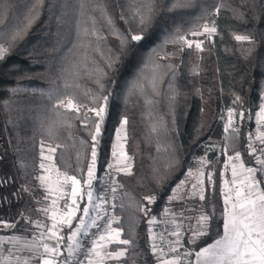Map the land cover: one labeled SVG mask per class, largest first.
<instances>
[{"label": "trees", "instance_id": "16d2710c", "mask_svg": "<svg viewBox=\"0 0 264 264\" xmlns=\"http://www.w3.org/2000/svg\"><path fill=\"white\" fill-rule=\"evenodd\" d=\"M172 2L157 0L146 38L138 45H129L124 53L116 38L107 39L102 46L105 55L111 48L120 57L112 68L105 67L100 53L90 48L85 59V50L76 38L77 0H43L39 9L31 12L36 18L22 39L9 42L6 36L0 40L9 49L0 60V180L9 181L0 184V220L15 224V228L0 229V234L28 235L32 228L29 219L41 218L39 207L44 191L37 179L41 171V142L43 146L57 148L53 161L60 172L75 175L82 182L86 179L91 161L90 136L72 115L57 117L52 108L55 100L50 101L47 92L55 87L60 98L74 96L80 104L94 107L89 99L99 91L92 74L96 61L105 67L107 76L103 83L112 92L110 114L97 148V191L103 189L100 175L110 160L113 135L123 117L128 119L125 150L132 158L131 174L116 173L117 184L122 187L117 190L115 208L120 220L114 222L122 230L121 238L132 243L113 244L110 249L127 248L122 264H155L149 233L152 225L148 221L165 211L174 186L195 167L196 159L203 156L211 162L207 169L213 182L205 181V199L196 202L203 213L212 217L209 234L189 244L185 232L183 248L199 251L222 235L221 189L226 155L239 152L246 167L259 169L248 148V137L255 126L254 113L264 82V19L254 22L252 17L254 12L260 15L264 11V0H191L190 7L176 9L170 8ZM107 4L117 28L125 32L131 28L137 34L135 23H125L130 15L129 0H107ZM32 6L33 0H0V8L4 9L0 13V30L11 34L17 27H25ZM218 7L219 13L215 14ZM233 10L243 12L244 19H237ZM122 11L125 20L120 19ZM198 17L203 18L198 20ZM206 20H214L218 31L212 38L203 39V51L195 48L181 51V45L163 43L175 29L180 28L183 30L180 34H185L194 24ZM237 34L252 36L255 44L236 41ZM158 45L161 47L153 54L151 50ZM171 53L176 54L168 55ZM153 64L162 66L155 90ZM166 65L175 66L174 77ZM65 68L75 76H62ZM65 78L72 83L67 90L63 87ZM137 81L139 88L134 87ZM236 97L240 102L234 105ZM229 108L245 113L238 126V136L230 142L225 139L229 133L224 131L223 120ZM64 120L72 122L73 127L63 126ZM49 127L53 129L51 135ZM80 140L89 144L82 145ZM172 162L174 166L167 167ZM260 177L258 172L257 178ZM22 186L30 191L21 192ZM147 196L156 199L149 204L144 199ZM141 207L150 209L148 215H144ZM81 214L82 211L77 216ZM77 222L73 221V227ZM69 233L68 228L63 229L64 243Z\"/></svg>", "mask_w": 264, "mask_h": 264}, {"label": "snow or ice", "instance_id": "6c2138e0", "mask_svg": "<svg viewBox=\"0 0 264 264\" xmlns=\"http://www.w3.org/2000/svg\"><path fill=\"white\" fill-rule=\"evenodd\" d=\"M43 0H33L32 9L26 16L25 27H17L11 34L6 33L4 30H0V40H3L6 36L9 42H14L23 38V34L27 31V27L34 22L35 16L31 15V12L36 11L41 6ZM248 2V0H246ZM78 4V20L76 38L80 42L79 46L85 50V59H87V49H92L95 52H99L104 60V66L112 68L119 60V55H114L111 48L107 49V55L102 47L106 44L109 37H114L119 41V47L121 52L125 50L131 44L138 45L141 43L147 35L148 26L151 23L152 16L156 10L157 0H129L127 12L130 14L128 20H125V12H121L120 19L125 20V23H135L138 28L137 34H133L131 28L127 29V32L121 31L116 26V21L111 12L109 11L107 0H77ZM191 0H173L170 5L171 9L190 7ZM253 10L255 4H252ZM264 8V5H262ZM219 7L215 14L219 13ZM4 9L0 8V13ZM237 19L243 20L244 13L239 10H233ZM204 15H207L205 10ZM203 17H198L201 19ZM253 21H259L264 19V11L260 15H256L255 12L252 17ZM183 30L180 28L175 29L173 33L168 34L165 37L163 43H172L181 45V51L185 49L195 48L197 51H203L204 40H193L191 37L211 38L217 34V27L215 21H205L203 24H194L190 30L185 34H180ZM107 32V35H105ZM234 39L238 42H249L255 44V40L250 35H234ZM76 47V45H74ZM161 46L153 48L151 52L155 54ZM8 47H5L4 43H0V60H3L8 53ZM242 51L251 52L252 49H242ZM171 53L168 55H175ZM167 58V57H165ZM95 64L94 74L95 83L98 86L99 91L90 96L89 103L95 105L94 107H88L87 105L80 104L74 96H65L60 98L58 96V88H51L47 92V97L50 101L55 100L52 104L53 110L56 112L57 117L64 115H72L75 120H79L83 129L88 132L90 136L91 147V161L87 166V177L83 180V185L86 188H82L81 179H78L75 175L60 174L57 170L58 178L52 181L50 176L40 175L37 179L40 181V187L45 188L46 192L55 194L57 198L51 200V205L41 208V211L45 216L51 220V226L42 224L40 221H31L29 223H35L36 228L40 229L39 234L32 233L31 239L27 237L11 235L0 236V264H107L109 260L118 261L119 258L125 257L127 254V248H124L117 252L108 250L109 244H118L130 246L131 241L128 239H120L122 230L120 228H113L112 224L118 222L120 217L115 215H109L106 205L109 202L108 193L111 192V199L115 200L118 188L122 185L112 181V187H103V190L98 192L93 187V181L96 180L95 167L97 161V148L100 144L103 129L107 117L109 116V104L112 97V92L105 88L103 83L104 78L107 76L105 67H101L98 62L93 61ZM148 64H145L147 67ZM75 67V65H73ZM160 64H153V89H156L157 73L161 69ZM171 70L173 77L175 76V66L166 65ZM90 74V75H92ZM168 73H164L167 75ZM62 76H75L74 72H69L67 68L62 69ZM162 79V76L160 77ZM67 90L72 87V83L68 78H65L63 85ZM134 87L139 88L140 84L137 81ZM170 90L172 84H169ZM13 91H19L14 89ZM131 91V89H130ZM107 92V94H104ZM158 94V93H157ZM260 103L257 105L258 111L255 112L256 119V140L259 144L264 146V131L261 130L264 127V82L260 87ZM174 97H170L173 99ZM240 102V98L236 97L233 104ZM245 113H237L234 108L228 109L227 121L224 125L225 133H229L225 137L227 141H232L239 134V128L233 124V118L239 116L243 118ZM251 118V116H249ZM128 123L127 117H123L120 121L119 127L116 129V143L112 145V156L115 158V163H109V174L112 170H115L117 174L123 172L125 174H131V157L127 155L124 150V143L127 140L126 125ZM62 125L68 128L73 127L72 122L68 120L62 121ZM156 128L153 127V131ZM49 135L52 134L53 129L49 127ZM248 148L251 153L255 155L257 151L261 153L260 156H256V164L259 165V169L256 167H246L241 161V154L235 153V156L228 157L227 168L230 164L231 167V180H225L221 189L223 193L224 210L223 217V234L214 240L211 244L200 248L199 251L195 249L186 250L183 253H178L179 248H183L182 244V232L181 228L183 223H177L176 214H172L171 224L174 226V231L171 235L175 237L174 241L168 242V252L166 253L162 247L153 243L151 246V252L156 258L157 264H193V261L189 258L194 256V264H264V147L257 148L253 145L251 135L248 137ZM82 145H88L89 141L80 140ZM57 147H60L59 145ZM50 153L57 151L56 147H49ZM41 157L42 162L40 168L45 172H50L51 169L45 168L43 159L51 160L52 157H44L43 142H41ZM79 160V155L77 156ZM237 161H240L238 164ZM210 161L202 157L199 160L200 168L195 172L196 183L191 185V191L189 196H197L201 201L205 199L204 195V180L205 176L204 168L210 166ZM174 162L167 167H173ZM261 174V177L257 178V173ZM194 173L192 169H189L187 177H193ZM103 179V178H101ZM207 180L209 184H212V173L207 174ZM9 181L0 180V184L7 183ZM186 183L185 180L180 181L175 188L172 189V195L169 196V201L177 199V193L181 187ZM70 186L71 204H68L65 197L69 193L65 192V187ZM30 191L22 186L21 192ZM19 195V193H17ZM49 195H45L44 200L49 199ZM86 196L87 202L83 206L82 210L78 200H83ZM182 198V197H181ZM148 203L155 201V196L144 197ZM60 201H64V209L62 210L58 205ZM39 203V201H37ZM112 208H116L115 204H111ZM124 207L123 204L120 205ZM140 210L144 215H148L150 209L141 207ZM80 216H77L78 212H81ZM170 210L165 209V215L169 214ZM50 214V215H49ZM214 215V212H213ZM183 216V213H180ZM23 219V215L21 214ZM186 219H191L190 217ZM195 226L190 225L189 230L191 235L188 238L189 244H195L201 237L207 236L210 221L212 219L206 213H201L197 218ZM78 221L73 227V221ZM149 225L156 223V218L152 217L148 221ZM0 227L15 228V224H10L0 220ZM67 227L70 234L67 236L66 255L63 254L62 249L65 247V237L61 235V230ZM95 230V231H92ZM150 235L151 228L149 229ZM152 239L155 240V235H152ZM163 240L164 237L161 236ZM90 244L89 247H85V241ZM55 243H50V242ZM10 245V247H5ZM7 252V255H5ZM24 252L29 255H23ZM83 257L80 259V257Z\"/></svg>", "mask_w": 264, "mask_h": 264}, {"label": "rangeland", "instance_id": "374dc122", "mask_svg": "<svg viewBox=\"0 0 264 264\" xmlns=\"http://www.w3.org/2000/svg\"><path fill=\"white\" fill-rule=\"evenodd\" d=\"M213 37V36H212ZM211 37V38H212ZM188 38L189 39H193V40H203V39H205V37H203V36H200V37H191V36H188ZM256 111H258V109L256 110ZM227 114H228V109H226L225 110V112H224V117H223V120H224V125H225V123H226V121H227ZM255 114V113H254ZM242 118L241 117H239V116H235L234 118H233V124H234V126L235 127H237L238 128V126H239V124H240V120H241ZM253 120H254V125H256V119L255 118H253ZM251 138H252V142H253V145L255 146V147H257V148H259L258 147V145L256 144V136H255V132L254 131H252L251 132ZM44 148H43V153H44V156L45 157H48V155H49V151H48V149H49V147L48 146H43ZM41 149V148H40ZM46 151H48L47 153H46ZM261 155V153L259 152V151H257L256 153H255V158H256V156H260ZM40 156H41V154H40ZM204 158H206V156H203ZM41 158L42 157H40V160H41ZM200 158H202V157H200ZM200 158H197L196 160V164H195V167L194 168H191L192 170H193V173H194V175H193V177H187V173H188V171H187V173H186V175L183 177V179L182 180H185L186 181V183L181 187V189L178 191V193H177V196H178V198L177 199H174V200H171V201H169V199L167 200V202H168V206H167V208L166 209H169L170 210V212H169V214L171 215V218H172V214L173 213H175L176 214V218H177V223H183V227L181 228V232H182V234L184 235V233L186 232V233H188V235L190 236L191 235V232H190V230H189V226L190 225H192V226H195L196 225V223H197V217L201 214V213H203V211L199 208V204L196 202V201H200V199H199V197H198V195L197 196H189L188 195V193L191 191V185L193 184V183H196V179H195V172H196V170L197 169H199L200 168V164H199V160H200ZM262 158H264V157H262ZM207 159V158H206ZM44 160V163H48V165H45V167L47 168V169H51V171L50 172H46V174L45 175H47V176H50L51 177V179H52V181H55V180H57L58 178H62V177H58V174H57V168H56V165L54 164V161H53V159L52 160H48V159H43ZM226 160H227V163H228V157L226 158ZM42 161V160H41ZM240 161H237L236 163L238 164ZM108 163H110V161H108ZM225 165H226V163L224 164V168H223V181H225V180H229L230 181V177H229V173H228V168H226L225 167ZM230 165V164H229ZM131 166H132V160H131ZM204 172H205V176L203 177V180H204V184H203V188H204V190H205V181H207V174L210 172V171H208V169H207V167H205L204 169ZM58 172L60 173V174H64V173H62V172H60L59 170H58ZM116 173V172H115ZM121 173H123V172H121ZM102 174V173H101ZM41 175V171H40V173H39V175L38 176H40ZM95 175H96V167H95ZM100 177H101V175H100ZM96 180H98V178H97V176H96ZM96 180H94L93 181V187L97 190V186H95V182H96ZM100 180V179H99ZM181 180V181H182ZM81 183H82V188H86V186H84L83 185V182L81 181ZM180 183V182H179ZM178 183V184H179ZM39 185H40V181H39ZM176 187V185L174 186V188ZM43 188V187H42ZM65 192H67V193H69V195H67L66 197H65V200H67V202H68V204H71V196H70V191H71V189H70V186H67V187H65ZM43 191H44V195H43V198H42V200H43V202H42V204L40 205V207H39V210L41 209V208H43V207H47V206H50L51 205V200L52 199H55V198H57L56 197V195L55 194H48L47 192H46V190H45V188H43ZM45 195H49V199L47 200V201H45L44 200V197H45ZM172 195V192H171V194L169 195V196H171ZM182 197V198H181ZM169 198V197H168ZM84 201V202H83ZM84 203V205L86 204V202H87V199H86V196H85V198L83 199V200H78V203L79 204H81V203ZM224 203V202H223ZM62 210H66V209H64V201H60L59 202V205H58ZM41 212V211H40ZM180 213H183V216L181 217L180 216ZM41 214H42V217H43V219H40V220H36V221H40L42 224H45V225H47V226H51V220L49 219V217H47V216H45L42 212H41ZM50 215V214H49ZM188 217H190L191 219H186V218H188ZM33 222H35V221H33ZM32 225V228H31V232H30V234L28 235V236H26V235H21V234H17V236H22V237H27L28 239H31V237H32V233L33 232H36L37 234H39V231H40V229H37L36 228V225H35V223H32L31 224ZM154 225V224H153ZM152 225V226H153ZM113 227V226H112ZM65 228H67V227H65ZM64 229V228H63ZM62 229V230H63ZM61 230V235H62V233H63V231ZM175 230V229H174ZM0 236H11V234H7V233H5V234H0ZM183 237V236H182ZM120 239H122L121 238V236H120ZM182 242V241H181ZM50 243H55L54 241L53 242H50ZM183 244V243H182ZM110 245V244H109ZM109 245H108V247H109ZM109 249V248H108ZM182 251H186L184 248L183 249H181ZM194 261H195V258H194ZM194 261H193V264H194ZM37 264H38V262H37Z\"/></svg>", "mask_w": 264, "mask_h": 264}, {"label": "built area", "instance_id": "2783aa9c", "mask_svg": "<svg viewBox=\"0 0 264 264\" xmlns=\"http://www.w3.org/2000/svg\"><path fill=\"white\" fill-rule=\"evenodd\" d=\"M256 130H257V125H255L254 129H253V131L255 132V136H256ZM261 130L264 131V127H262ZM256 142H257V144L260 147H264V146L259 144V141L256 140ZM108 164H107V167L105 168V170L101 174L100 182L103 184V187L107 186V187L111 188L113 180L117 183V176H116V173H115L114 170H112L111 173L109 174L110 170L108 169ZM101 178H103V179H101ZM108 196H109V202L106 205V208L108 209V214L117 216L116 213H115V208H112L111 204H115L116 205V202H117L118 198L115 199V200H112L111 199V192L108 193ZM116 196L118 197L117 193H116ZM170 221H171V215L168 214L166 216L165 215V211H162L158 215V217H156V223L151 228V230H153L155 232L156 238L158 240V246L162 247L166 253L168 252V242L175 240V237H173L171 235V232L174 231V226L171 224ZM1 228L2 227H0V229ZM92 231H95V230H92ZM161 236L164 237L163 240L161 239ZM89 246H90V244L86 240L85 241V247H89ZM181 249L182 248L178 249V253L177 254L184 252ZM82 258L83 257L81 256L80 259H82Z\"/></svg>", "mask_w": 264, "mask_h": 264}, {"label": "crops", "instance_id": "0c3cea01", "mask_svg": "<svg viewBox=\"0 0 264 264\" xmlns=\"http://www.w3.org/2000/svg\"><path fill=\"white\" fill-rule=\"evenodd\" d=\"M259 110V109H258ZM254 118H255V114H254ZM119 125H120V123H119ZM119 125L117 126V128L119 127ZM116 128V129H117ZM116 129H115V132H114V135H113V139H112V144H111V149H110V163H115V158L112 156V151H113V149H112V145L114 144V143H116ZM122 143H124V150H125V143L126 142H124V141H122ZM46 147V146H45ZM44 148V147H43ZM48 151H46V153H47ZM125 152H126V150H125ZM127 153V152H126ZM40 154H41V152H40ZM53 155H54V153H49V155L48 156H51L52 157V159H53ZM128 155V154H127ZM129 157H131L130 155H128ZM229 156H235V154H233V155H226V157H225V163H227V160H226V158L227 157H229ZM41 157V156H40ZM45 157V156H44ZM51 159V160H52ZM41 160H42V158H41ZM40 160V164H41V161ZM132 160V159H131ZM50 161V160H49ZM43 163H44V160H43ZM45 165H48V163H44ZM46 168V167H45ZM228 169V173H229V177H230V180H231V167H230V165L227 167ZM41 169V168H40ZM115 171V170H114ZM116 172V171H115ZM45 175L46 174V172L43 170V169H41V175ZM183 179V178H182ZM181 179V180H182ZM180 180V181H181ZM179 181V182H180ZM38 182H39V180H38ZM178 182V183H179ZM224 182V181H223ZM177 183V184H178ZM176 184V185H177ZM222 187H223V183H222ZM172 192V191H171ZM222 198H223V193H222ZM224 204V203H223ZM40 219H43V217H42V214H41V218H39V219H37V220H40ZM34 221H36V220H34ZM113 228H118L116 225H115V223H113ZM1 229H3V230H8L9 228H4V227H2ZM63 231V230H62ZM151 233H152V235H155V232L153 231V230H151ZM7 234H11V235H17V234H15V233H7ZM70 234V233H69ZM68 234V235H69ZM222 234H223V232H222ZM19 235V234H18ZM29 235V234H28ZM28 235H26V236H28ZM62 235L64 236V234L62 233ZM67 235V236H68ZM152 235H150V238H151V243L153 244V243H155V244H157L158 245V240H157V238L155 239V240H153L152 239ZM155 237H156V235H155ZM66 244H67V239H66V243H64V245H65V247L62 249V252H63V254L64 255H66ZM111 245H113V244H110L109 245V251H112V252H117V251H120V250H122V249H124L123 247H117V248H115V249H110V246ZM5 247H10V245H5ZM5 255H7V252H5ZM23 255H25V256H27V255H29V253H27V252H24L23 253ZM122 258L123 257H121V258H119V260L118 261H115V260H109V261H107V264H122ZM194 258L195 257H193L192 259H190V260H192V261H194ZM155 264H157V261H156V263Z\"/></svg>", "mask_w": 264, "mask_h": 264}]
</instances>
